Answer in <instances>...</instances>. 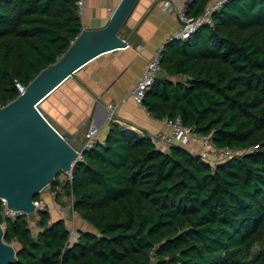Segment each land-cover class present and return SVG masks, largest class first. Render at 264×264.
<instances>
[{"label": "trees", "instance_id": "trees-1", "mask_svg": "<svg viewBox=\"0 0 264 264\" xmlns=\"http://www.w3.org/2000/svg\"><path fill=\"white\" fill-rule=\"evenodd\" d=\"M213 1L192 0L188 14ZM213 19L166 46L143 102L156 119L181 115L219 148L244 152L214 166L111 120L105 144L83 152L64 186L97 232L72 241L65 220L47 211L37 233L26 217L0 215L4 241L19 244L10 264H264V0H230ZM82 30L76 0H0V107ZM61 174L50 188L58 200Z\"/></svg>", "mask_w": 264, "mask_h": 264}, {"label": "crops", "instance_id": "crops-1", "mask_svg": "<svg viewBox=\"0 0 264 264\" xmlns=\"http://www.w3.org/2000/svg\"><path fill=\"white\" fill-rule=\"evenodd\" d=\"M121 0H87L82 18L83 29L105 26ZM164 0H138L130 18L124 27V35L130 36V45L104 53L68 78L42 104V110L53 124L63 133L73 135L72 143L78 146L88 127L99 129L98 138L105 140L111 121L108 105L126 97L116 109L114 119L120 125L136 135L154 133L163 128V120L154 118L147 109L139 106L129 93L142 78L147 63L155 51L167 41L182 24L177 17L178 6L163 7ZM189 6L192 0H181ZM163 73V72H162ZM161 73V74H162ZM198 147V139L196 137ZM163 150L168 148L161 147ZM61 174L60 200L56 194L41 195L53 205L52 221L65 220L69 230L73 231L75 241L79 231H87L89 223L83 220L72 208H65L64 186L67 179ZM73 214V215H71ZM78 216L80 221H78ZM34 233L39 228L34 223ZM95 228V227H94ZM86 229V230H85ZM87 232H97L87 231ZM15 247L19 244L15 242Z\"/></svg>", "mask_w": 264, "mask_h": 264}, {"label": "water", "instance_id": "water-1", "mask_svg": "<svg viewBox=\"0 0 264 264\" xmlns=\"http://www.w3.org/2000/svg\"><path fill=\"white\" fill-rule=\"evenodd\" d=\"M137 2L121 0L105 26L84 28L54 64L0 107V199L7 201L9 209L33 214L36 195L49 193L55 177L70 170L85 135L78 146L73 144V135L61 132L41 104L96 57L129 46L131 37L123 29ZM16 252L13 244L4 241L0 223V264L16 261Z\"/></svg>", "mask_w": 264, "mask_h": 264}, {"label": "built area", "instance_id": "built-area-1", "mask_svg": "<svg viewBox=\"0 0 264 264\" xmlns=\"http://www.w3.org/2000/svg\"><path fill=\"white\" fill-rule=\"evenodd\" d=\"M87 0H76V5L78 11L81 16H83L84 8ZM230 0H214L208 6L205 7L203 12L200 15L192 16L188 14V6L182 4L181 0H164L163 7L169 8L173 5L178 6L177 17L181 21V28L176 30L174 34L165 41L160 47L155 51L152 55L151 59L147 63L145 68V72L142 78L137 83L136 87L132 89L129 93V96L133 98V100L141 107L144 105V98L146 92L151 89L154 85L156 78L160 75L162 71V58L165 48L168 44H171L174 41H188L190 40L195 33L204 25L213 27L214 19L213 15L216 12H220L226 4H228ZM130 45V44H129ZM20 93L24 92L25 87L19 86ZM126 101V97L116 101L114 103H110L108 105V109L110 110L111 120L116 121L114 119L116 109L118 106ZM99 129L95 126H90L87 128L85 132V140L83 146L80 150H77L78 156L72 162L70 170L63 172L65 175L67 182H71L74 177V173L78 167V163L83 159V152L94 146L97 142H101L105 144V140H100L98 138ZM142 136H147L153 141L158 147L170 148L172 145H178L184 148L189 149L195 156L201 157L205 162H208L211 165H217L219 163H223L233 158L238 154H242L244 151H240L237 148H233L231 146H227L224 148H219L214 140L212 135H199L195 133L194 128L188 127L184 124L183 118L181 115H177L173 118H167L163 120V128L154 133L143 134ZM196 137L198 139V147L193 148V145H196ZM71 198V206L73 209V197ZM2 200V207L0 210V215L4 219H12L16 220L20 217H26L27 223L29 226L34 225L35 221L40 216L42 211H47L48 213H52L53 205L44 200L42 197L34 199L35 210L33 214H29L23 210H12L7 206V201L5 199ZM74 210V209H73ZM4 228V225H2ZM71 232V230H70ZM153 261L156 259L155 250H152L150 253Z\"/></svg>", "mask_w": 264, "mask_h": 264}, {"label": "rangeland", "instance_id": "rangeland-1", "mask_svg": "<svg viewBox=\"0 0 264 264\" xmlns=\"http://www.w3.org/2000/svg\"><path fill=\"white\" fill-rule=\"evenodd\" d=\"M64 178H66L65 177V175L63 176ZM51 192H49V193H46V194H43L44 195V197L46 196V195H48V194H50ZM66 196H65V200H63L64 202H65V208H66V211H68V213L70 212V213H72V211H71V208H70V206H71V198H70V196L69 195H67V194H65ZM45 200V199H44ZM71 215H73V214H71ZM78 221H80V217L78 216ZM89 225V228L87 229V231H95V228H94V226L93 225H91V224H88ZM73 227V226H72ZM71 227V229H73V231H71V237H74L75 235H74V232H75V230H74V228H72ZM36 227H35V225H32V229L34 230ZM86 230V229H85ZM15 242L13 243V245L15 246Z\"/></svg>", "mask_w": 264, "mask_h": 264}]
</instances>
